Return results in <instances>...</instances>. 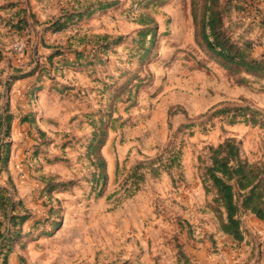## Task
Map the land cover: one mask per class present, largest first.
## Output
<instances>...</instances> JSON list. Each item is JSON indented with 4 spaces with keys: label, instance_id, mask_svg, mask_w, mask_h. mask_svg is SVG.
Listing matches in <instances>:
<instances>
[{
    "label": "rangeland",
    "instance_id": "1",
    "mask_svg": "<svg viewBox=\"0 0 264 264\" xmlns=\"http://www.w3.org/2000/svg\"><path fill=\"white\" fill-rule=\"evenodd\" d=\"M220 6L231 40L264 59V0ZM200 7L0 0V229L19 250L9 264H202L188 262L180 226L209 244L205 264H264V224L242 213L244 240L224 234L205 181L229 138L264 164V79L207 52Z\"/></svg>",
    "mask_w": 264,
    "mask_h": 264
},
{
    "label": "trees",
    "instance_id": "2",
    "mask_svg": "<svg viewBox=\"0 0 264 264\" xmlns=\"http://www.w3.org/2000/svg\"><path fill=\"white\" fill-rule=\"evenodd\" d=\"M112 5H100L92 12L79 14L78 18L82 20L84 15L92 16L95 12L104 11ZM196 12L194 8V20L199 19L196 22L197 37L214 59L218 60L225 69L246 72L264 79V59L253 58L250 55L249 46L242 47L233 42L227 35L220 0H201L200 12L199 14ZM72 17L70 15L68 20ZM22 23L25 24L26 21ZM55 25H57V31L64 28V24L56 23ZM141 35H146L145 30L141 32ZM149 51L147 50V54ZM1 123L0 132L3 126ZM94 142L95 138L92 139L91 146ZM211 162V166L207 168L205 173V181L210 182L213 189L216 190V201L224 210L225 218H221V231L242 242L244 234L239 219L240 214L249 212L264 222V164H251L242 160L239 142L235 138L226 139L216 148H213ZM100 163L104 167L102 159ZM100 177L105 178L103 168ZM16 219V217H12L9 220L13 227L16 226ZM27 220V217H21L20 225H23ZM9 232L12 236L10 230ZM10 235L9 237H11ZM9 237L5 238V233L0 229V239L2 240L0 247H8L4 255V264H9V258L14 252V249H11L9 245L7 246L5 242L10 239ZM186 258L189 262L187 255Z\"/></svg>",
    "mask_w": 264,
    "mask_h": 264
},
{
    "label": "crops",
    "instance_id": "3",
    "mask_svg": "<svg viewBox=\"0 0 264 264\" xmlns=\"http://www.w3.org/2000/svg\"><path fill=\"white\" fill-rule=\"evenodd\" d=\"M188 215L189 214H187V216H185V217L187 218ZM191 217H192L191 218L192 221H195L196 217L194 216L193 212L191 214ZM261 223L264 224V222H262V221H261ZM175 229H176V232L178 231L180 234V237L178 236V238L180 239V243L185 244L184 250H185V253L188 256L189 260L190 261L199 260L200 263L205 264L206 262L204 261V259L207 257L206 254H207V249L209 248V244L206 243L205 247H203L200 244H196V247H195L192 243H189V240L187 239L186 232L184 230H182L181 226L179 228L176 227ZM217 237L219 238V236H217ZM18 254H19V250L15 249L14 252L12 253V256L13 255L18 256ZM211 259H212V257H210L209 260H211Z\"/></svg>",
    "mask_w": 264,
    "mask_h": 264
}]
</instances>
